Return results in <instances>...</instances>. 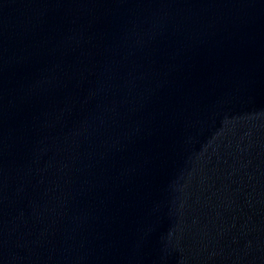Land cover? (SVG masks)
I'll use <instances>...</instances> for the list:
<instances>
[{
  "label": "water",
  "instance_id": "obj_1",
  "mask_svg": "<svg viewBox=\"0 0 264 264\" xmlns=\"http://www.w3.org/2000/svg\"><path fill=\"white\" fill-rule=\"evenodd\" d=\"M0 264H264V0H0Z\"/></svg>",
  "mask_w": 264,
  "mask_h": 264
}]
</instances>
